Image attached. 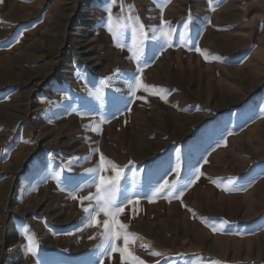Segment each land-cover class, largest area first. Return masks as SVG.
I'll return each mask as SVG.
<instances>
[{"label": "rangeland", "instance_id": "374dc122", "mask_svg": "<svg viewBox=\"0 0 264 264\" xmlns=\"http://www.w3.org/2000/svg\"><path fill=\"white\" fill-rule=\"evenodd\" d=\"M101 155L143 264H264V0H0V264H121Z\"/></svg>", "mask_w": 264, "mask_h": 264}, {"label": "snow or ice", "instance_id": "6c2138e0", "mask_svg": "<svg viewBox=\"0 0 264 264\" xmlns=\"http://www.w3.org/2000/svg\"><path fill=\"white\" fill-rule=\"evenodd\" d=\"M112 4L116 3V0H111ZM121 9H123V5H121ZM110 11V10H109ZM119 19V18H117ZM128 19H131L129 17ZM109 20H112L111 15L109 16ZM167 23V22H165ZM143 29V25L140 26ZM123 28V25L120 26L119 29L114 31L113 25H109L108 31L110 34L116 38L119 34V30ZM187 28V24L185 25ZM167 36V33H164ZM197 52H201L199 48H196ZM203 55V53H201ZM207 59V57H205ZM134 91L143 89V91L148 92L149 95H157L161 90H155L152 86L144 84L139 77H136L135 85L133 86ZM161 99H164V96H160ZM87 130L90 125L84 126ZM111 168L114 175L106 176L99 175L98 183L95 184L96 192L93 195L88 197H78L72 196L73 199H78L81 202L84 200L92 201L95 200L96 205L95 208L91 203L88 206L83 207V211L88 214V224L89 227H97L100 223L103 225V232L100 233V243L98 247L101 248L102 255L106 254L108 257H111L112 253L118 252L120 254L121 264H143V261L140 260L139 257L134 255V250L131 249L130 245L134 243L137 239H141L137 236V234L127 231L128 225L122 223L119 219V216L124 212V208L121 207L117 203V192L119 190V184L121 180V174L123 172L122 168H117L114 163L106 161L105 157L101 155L100 157V166L97 169H89L86 170L89 173H106ZM198 178V177H197ZM177 186L176 181H172L171 184L168 181H164L155 191L152 193L153 196L161 194L167 189L171 191V189ZM182 194V193H181ZM120 203H123L121 201ZM128 204H132L133 201L129 199L127 201ZM138 203V201H137ZM104 217L102 221L98 219V217ZM227 223V222H224ZM213 232L217 231L216 228L212 229ZM91 238V237H90ZM26 240L29 243V252L32 251L31 244L34 242L31 236H26ZM118 241H122V246H118ZM143 251H148L147 249H141ZM152 256L161 255L158 252L152 251L149 253ZM99 264H104V260L100 259Z\"/></svg>", "mask_w": 264, "mask_h": 264}, {"label": "bare ground", "instance_id": "6f19581e", "mask_svg": "<svg viewBox=\"0 0 264 264\" xmlns=\"http://www.w3.org/2000/svg\"><path fill=\"white\" fill-rule=\"evenodd\" d=\"M90 7V6H89ZM87 9H88V5H87ZM75 73H73L71 71V75H74ZM89 160V155L88 154H83L80 157L75 158L72 162H71V166L73 168H79L81 167L83 164H85L87 161ZM39 173V172H38ZM38 175V174H37ZM37 177V176H36ZM88 221V214L83 213L79 216L78 221H77V226L72 229L70 231V237L72 238H77L80 236L81 234V230L83 228V226L87 223ZM19 232V225L15 224L10 231V235L8 236L9 239L14 238ZM8 239V240H9ZM9 251L14 252L15 247L13 246V244L8 248ZM64 262V261H63ZM13 263V259L12 257H7L6 259V263L5 264H12ZM67 263V262H66ZM44 264H49V262H45Z\"/></svg>", "mask_w": 264, "mask_h": 264}]
</instances>
